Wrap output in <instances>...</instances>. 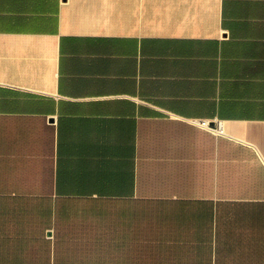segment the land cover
I'll return each instance as SVG.
<instances>
[{
  "label": "crops",
  "instance_id": "obj_1",
  "mask_svg": "<svg viewBox=\"0 0 264 264\" xmlns=\"http://www.w3.org/2000/svg\"><path fill=\"white\" fill-rule=\"evenodd\" d=\"M0 264H264V0H0Z\"/></svg>",
  "mask_w": 264,
  "mask_h": 264
},
{
  "label": "built area",
  "instance_id": "obj_2",
  "mask_svg": "<svg viewBox=\"0 0 264 264\" xmlns=\"http://www.w3.org/2000/svg\"><path fill=\"white\" fill-rule=\"evenodd\" d=\"M191 124L204 129L214 135H220L221 134V128L220 124L211 125L210 122L206 120H192L190 121Z\"/></svg>",
  "mask_w": 264,
  "mask_h": 264
}]
</instances>
